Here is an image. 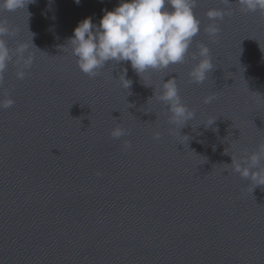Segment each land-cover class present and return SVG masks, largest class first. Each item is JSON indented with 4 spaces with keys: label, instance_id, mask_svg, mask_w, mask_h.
Here are the masks:
<instances>
[{
    "label": "water",
    "instance_id": "95a60500",
    "mask_svg": "<svg viewBox=\"0 0 264 264\" xmlns=\"http://www.w3.org/2000/svg\"><path fill=\"white\" fill-rule=\"evenodd\" d=\"M23 2L0 7L13 54L0 101L15 102L0 109V264H264V185L230 166L264 143V11L196 0L201 31L184 63L140 77L108 62L90 79L69 39L120 0ZM211 9L226 11L215 42ZM201 43L214 68L198 85L188 73ZM19 45L32 58L23 79ZM170 78L196 114L180 134L157 99ZM117 126L128 134L113 139Z\"/></svg>",
    "mask_w": 264,
    "mask_h": 264
},
{
    "label": "clouds",
    "instance_id": "9594fccd",
    "mask_svg": "<svg viewBox=\"0 0 264 264\" xmlns=\"http://www.w3.org/2000/svg\"><path fill=\"white\" fill-rule=\"evenodd\" d=\"M74 2L79 5L80 0ZM195 3L196 0H120L119 6L114 10H104L99 25L94 24L91 17L80 21L73 30L68 47H71L78 69L90 79L100 76L108 62H130L131 68L140 77L148 71H163L171 65L185 62L195 37L201 31L200 21L193 11ZM239 3L250 12L264 11V0H239ZM0 7L4 11H16L24 7V2L0 0ZM224 15L226 11L220 9H211L207 13L213 23L206 31L213 42L220 33L215 21H222ZM10 31L0 21V79L13 59L12 51L3 39ZM197 47L198 51L190 57L194 63L188 75L192 83L199 85L208 79L214 63L206 44L201 43ZM25 52L26 45H19L16 49V56L21 64L17 73L19 79L25 77L26 70L32 65L31 56H25ZM126 77L127 69H124L118 80L123 88L129 89L132 81ZM157 99L166 105L173 127L180 126L179 134L181 128L195 120V111L179 95L177 79L170 78L166 82L162 80ZM215 99V95H209L204 98L203 103L209 104ZM14 103L11 98L0 101V109L11 108ZM214 121H208L205 126H211ZM127 134V130L119 126L110 133L113 139H120ZM153 139L159 140L160 133H155ZM130 147V142L125 141L124 149ZM262 160L264 143L254 152L241 154L238 159L231 156L230 166L234 173L255 182L256 186L264 185Z\"/></svg>",
    "mask_w": 264,
    "mask_h": 264
}]
</instances>
